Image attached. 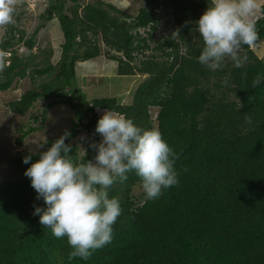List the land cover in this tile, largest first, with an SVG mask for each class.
I'll use <instances>...</instances> for the list:
<instances>
[{"label": "trees", "instance_id": "1", "mask_svg": "<svg viewBox=\"0 0 264 264\" xmlns=\"http://www.w3.org/2000/svg\"><path fill=\"white\" fill-rule=\"evenodd\" d=\"M142 1L145 6L135 17L102 2L74 0L70 14L64 12L61 0L44 7L41 18L50 22L57 16L63 34L57 64L50 60L52 52L35 66V55L21 57L17 47L23 44L32 51L36 35L26 38V31L12 24L8 40L0 44V51L10 54L0 55V92L10 90L17 78H26L29 69L33 80L36 76L50 79L10 102L9 108L25 116L40 99L50 101L45 112L66 105L74 113L65 141L72 146L70 154L75 156L78 148L71 142L85 131L86 160L93 162L97 153L90 144L102 139L95 132L100 111L113 109L137 126L158 128L180 156L179 184L163 190L158 199L138 201L132 195L133 187L140 185L135 173H128L123 183L117 180L108 189L110 198L119 197L122 208L112 242L87 261H69L66 238H55L33 215L35 207L45 205L37 200L24 173L39 155H32L29 164L23 158L31 153L12 157L10 165L18 179L0 181V264H264V79L252 87L257 75L264 76V55L244 46L238 54L244 60L242 67L225 58L222 67L212 71L198 62L204 42L194 24L209 0ZM163 4L169 7L166 15L172 18V30L153 41ZM255 26V44L262 45L264 19ZM98 35L109 60L118 63L117 75L149 76L130 101V96L125 99L116 91L89 97L77 85V64L100 55ZM139 54L145 56L135 68L132 63ZM152 108L159 110L155 117ZM245 114L251 116V125L245 122ZM56 140H48L43 151ZM78 157L85 159V153Z\"/></svg>", "mask_w": 264, "mask_h": 264}, {"label": "clouds", "instance_id": "2", "mask_svg": "<svg viewBox=\"0 0 264 264\" xmlns=\"http://www.w3.org/2000/svg\"><path fill=\"white\" fill-rule=\"evenodd\" d=\"M28 1L33 0H25L30 6ZM35 1L39 5L42 0ZM15 2L0 0V25L12 22ZM259 7L257 0H209L206 11L194 22L204 42L198 62L216 71L225 58L231 59L234 67H242L244 60L238 54L244 46L260 54L262 45L255 44V23L264 18L255 22L251 19L261 11ZM254 45L256 49L251 48ZM262 79L264 76L257 75L252 87H257ZM223 83L227 85V78ZM243 117L247 124L253 123L249 114ZM95 132L102 139L90 144L97 153L94 162L86 160L84 149L85 159L77 153L70 154L72 146L65 143L70 136L67 131L46 151L23 158V163L29 164L32 155H39L24 173L31 180L37 200L42 199L45 205L34 206L33 215L39 216L41 225L50 229L55 238H66L69 261H87L95 251L112 242L113 226L122 208L119 197L110 198L108 189L117 180L123 183L127 174L134 172L149 200L158 199L163 190L179 184L176 163L180 156L158 128L137 126L126 115L111 109L98 120ZM38 146L43 148L44 144Z\"/></svg>", "mask_w": 264, "mask_h": 264}, {"label": "rangeland", "instance_id": "3", "mask_svg": "<svg viewBox=\"0 0 264 264\" xmlns=\"http://www.w3.org/2000/svg\"><path fill=\"white\" fill-rule=\"evenodd\" d=\"M41 1V0H40ZM49 1V2H48ZM83 4L102 2L104 4H111L120 9L121 11L135 17L139 10L145 6L142 0H79ZM158 2H166V0H157ZM16 0L13 5L12 22L0 25V44L8 40L6 36L7 31L10 29L12 24H15L19 31H26V38H29L33 34L35 47L32 51H28L20 44L17 49L19 55L23 58H29L30 55H35L36 60L33 62L40 63L44 58L45 54L52 52L51 62L57 64L62 55V44L64 43L61 26L59 24L58 17L55 16L52 21L47 22L41 18L43 15L44 7L49 5H55L54 0H42L43 5H37L35 0L28 1ZM36 2V3H35ZM64 4V12L70 14V9L76 5L74 0H61ZM41 3V2H39ZM164 5V4H163ZM110 14L125 20L123 15H119L114 11L108 9ZM161 13L159 14L161 24L158 31L154 32L151 36L153 41H157L161 35H167L172 30V18L166 13L170 12L169 7L166 5L159 8ZM158 11V12H159ZM82 14V9L79 10ZM18 19V20H17ZM41 24L44 25L38 34H35L36 28ZM137 32V31H136ZM142 33V32H141ZM91 34V33H90ZM92 37V34L89 37ZM18 37V35H17ZM94 38V36L92 37ZM98 41L100 55L94 60L80 61L77 64V85L83 91L87 92L89 97H94L97 93L103 97V93L106 95H113L116 91L118 94H124L125 99L133 96L137 87L146 81L149 76L143 74H136L133 77L119 76L117 75L118 63L109 60L107 55L108 49L103 44L101 35L96 37ZM154 44H152V47ZM113 55L115 53L111 52ZM151 52H149L150 54ZM262 53V54H261ZM259 55H264L261 52ZM148 53L146 55H149ZM0 55L8 58V53L0 51ZM145 55H137V61L133 62V67L138 68L141 66V60L144 59ZM119 57L124 59L121 54ZM228 59V58H227ZM9 63H7L8 65ZM32 64V65H33ZM31 65V68L34 66ZM1 70V69H0ZM31 69L28 70V76L26 78H17L12 88L7 92H0V181H10L18 179L16 169L10 165V159L12 157L25 156V153H38L45 149V143L50 139H58L60 136L73 127L72 118L74 113L69 107L64 104H58L53 108L47 110L50 101L40 99L38 100L29 112L25 116L13 114L8 104L12 101L19 100L21 96L29 90H37L45 80L49 82L50 79L44 77L32 78ZM90 78V79H89ZM89 79V80H88ZM90 82V83H89ZM108 89V91H107ZM107 91V93H106ZM99 95V96H100ZM158 108H152L150 110L151 115L155 117L158 113ZM105 111H100L99 114L103 116ZM22 140V144L19 145L18 141ZM83 138V139H82ZM87 136L83 131L78 137L71 143L77 145V153L83 155L86 148ZM44 144L43 148H40L39 144ZM82 148V149H81ZM132 195L139 201L146 199L145 194L140 185L133 187Z\"/></svg>", "mask_w": 264, "mask_h": 264}, {"label": "built area", "instance_id": "4", "mask_svg": "<svg viewBox=\"0 0 264 264\" xmlns=\"http://www.w3.org/2000/svg\"><path fill=\"white\" fill-rule=\"evenodd\" d=\"M259 18H264V12L260 11L257 16H254L251 18L253 22L257 21V19ZM252 49H256V46L254 45L253 47H251Z\"/></svg>", "mask_w": 264, "mask_h": 264}, {"label": "crops", "instance_id": "5", "mask_svg": "<svg viewBox=\"0 0 264 264\" xmlns=\"http://www.w3.org/2000/svg\"><path fill=\"white\" fill-rule=\"evenodd\" d=\"M48 2H49V1H48ZM257 2H258V4H259V6H260V7H259V9H260V8L262 7V5L264 4V0H257ZM43 3H44V2L41 1V3H39V5H40V4L43 5ZM259 9H258V10H259ZM258 10H257V11H258ZM261 48H262V50H260V52H264V43L262 44V47H261ZM93 60H94V59H93ZM129 77H130V76H129ZM108 92H109V91H108Z\"/></svg>", "mask_w": 264, "mask_h": 264}]
</instances>
